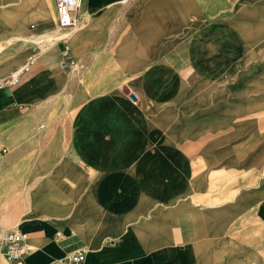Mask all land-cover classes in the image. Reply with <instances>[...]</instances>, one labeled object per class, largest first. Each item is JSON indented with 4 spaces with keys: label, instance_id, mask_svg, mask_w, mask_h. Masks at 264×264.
Instances as JSON below:
<instances>
[{
    "label": "crops",
    "instance_id": "0c3cea01",
    "mask_svg": "<svg viewBox=\"0 0 264 264\" xmlns=\"http://www.w3.org/2000/svg\"><path fill=\"white\" fill-rule=\"evenodd\" d=\"M78 13L67 40L54 0H0V81L34 58L0 88V264H264V0Z\"/></svg>",
    "mask_w": 264,
    "mask_h": 264
},
{
    "label": "built area",
    "instance_id": "2783aa9c",
    "mask_svg": "<svg viewBox=\"0 0 264 264\" xmlns=\"http://www.w3.org/2000/svg\"><path fill=\"white\" fill-rule=\"evenodd\" d=\"M82 0H54L57 26L61 29L75 28L79 25V8ZM34 58H30L21 66L11 70L1 81L0 88H10L17 85L22 76L29 71ZM76 61L70 53L69 47L62 51L60 66L62 69L71 70ZM4 151V150H3ZM26 234L19 228L0 230V250L9 260L18 258L23 249ZM84 251L77 249L67 253L65 260L72 263H80L84 260Z\"/></svg>",
    "mask_w": 264,
    "mask_h": 264
},
{
    "label": "rangeland",
    "instance_id": "374dc122",
    "mask_svg": "<svg viewBox=\"0 0 264 264\" xmlns=\"http://www.w3.org/2000/svg\"><path fill=\"white\" fill-rule=\"evenodd\" d=\"M79 28H80V26L77 27V29H79ZM70 31H72V30H70ZM75 31H76V30H75ZM68 32H69V31H68ZM53 34H54V33H53ZM53 34H52V35H53ZM56 34H58V37H62V36L65 35V37L68 36V37L70 38V36L73 34V32L71 33V35H67V34H68L67 32H66V33H65V32H61V33H56ZM69 38H68V40H69ZM138 99H140L139 96H138ZM128 135H129V136H128V139H129L130 136H131V134L129 133ZM122 139H125V136H124V135H122V137H120V138H119V136L115 138V140H118L119 142H120V141H123ZM114 153H115V154H117V153L120 154V150H119V149H115Z\"/></svg>",
    "mask_w": 264,
    "mask_h": 264
},
{
    "label": "water",
    "instance_id": "95a60500",
    "mask_svg": "<svg viewBox=\"0 0 264 264\" xmlns=\"http://www.w3.org/2000/svg\"><path fill=\"white\" fill-rule=\"evenodd\" d=\"M131 96L134 98L133 94ZM66 245H68V246L65 247V251L66 252H70V251H73V250L77 249L78 247H81L82 243L81 242H77L76 244H73V245H69V244H66Z\"/></svg>",
    "mask_w": 264,
    "mask_h": 264
},
{
    "label": "bare ground",
    "instance_id": "6f19581e",
    "mask_svg": "<svg viewBox=\"0 0 264 264\" xmlns=\"http://www.w3.org/2000/svg\"><path fill=\"white\" fill-rule=\"evenodd\" d=\"M75 30H77V27H75L74 29H72V31L67 32L68 33L67 35H71V33L74 32ZM55 35H56V33H55ZM62 38L68 40L69 37L68 36L65 37V35H64V36H62Z\"/></svg>",
    "mask_w": 264,
    "mask_h": 264
}]
</instances>
